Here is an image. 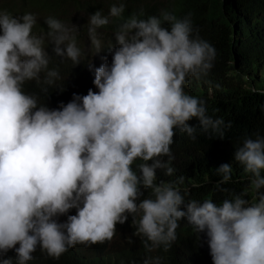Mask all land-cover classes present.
I'll return each mask as SVG.
<instances>
[{
  "label": "clouds",
  "instance_id": "9594fccd",
  "mask_svg": "<svg viewBox=\"0 0 264 264\" xmlns=\"http://www.w3.org/2000/svg\"><path fill=\"white\" fill-rule=\"evenodd\" d=\"M123 11L114 4L109 15ZM45 22L53 51L71 59L52 68L44 37L32 33L35 15L0 11V264L71 257L79 245L87 253L94 250L87 244L110 241L125 222L146 253L168 251L183 225L193 229L205 258L193 264H264V136L246 137L236 148L249 187L219 205L212 199L185 204L181 189L201 182L185 181L175 168L172 176L175 129L190 143L205 140L209 129L224 137V120L206 115L205 102L189 92V77L200 78L210 95L220 88L219 78L207 74L216 50L193 35L190 16L132 15L115 30L117 43L98 28L109 23L100 10L90 15L89 27L81 10ZM246 40L236 37L235 48ZM81 50L95 56L88 70L79 68ZM87 73H94L98 91L73 93L53 109L47 84L77 86ZM35 85L41 93L29 90ZM194 117L200 126L188 123ZM157 169L169 182H156ZM232 171L222 164L220 178L206 176V182L220 189ZM141 187L151 191L137 202ZM249 190L254 195L246 199ZM137 264H161V258Z\"/></svg>",
  "mask_w": 264,
  "mask_h": 264
},
{
  "label": "trees",
  "instance_id": "16d2710c",
  "mask_svg": "<svg viewBox=\"0 0 264 264\" xmlns=\"http://www.w3.org/2000/svg\"><path fill=\"white\" fill-rule=\"evenodd\" d=\"M114 4L124 6L120 17L109 15V10ZM80 10L81 18L87 27L90 15L95 12L100 10L103 16H107L109 23L98 28L109 31L116 43L115 30L132 15L147 19L149 16H159L162 10H167L177 18L190 16L193 35L198 33L201 39L209 42L216 50L213 67L207 74L219 78L220 88H216L214 95H210L208 87L200 78L189 77L187 80L189 92L205 102L206 115L224 120L225 123L221 126L224 137H219L218 133L209 129L205 140L190 143L192 140L186 139L182 132L175 129L173 143L170 146L175 159L170 166L175 168L178 176L183 177L185 181L187 179L201 182L188 191L181 189L185 204L191 199L201 202L212 199L219 205L224 199H231L234 194L248 188L250 174L244 172L243 165L235 160L234 153L246 137L255 139L257 135L264 136V0H0V11L13 16L25 13L35 15L36 24L32 33L44 37V48L47 50L51 68L60 60L62 63L71 59L57 56L53 51L54 44L50 43L47 37L49 28L45 19L51 16L59 21L64 20L69 15L79 14ZM162 26L171 30L168 22H164ZM241 35H245L247 40L238 51L234 41ZM81 52L79 68L88 70L90 65H93L95 56L84 50ZM88 76L89 80L84 85L83 80ZM93 80L94 73L92 75L87 73L77 86L47 84L53 97V109L59 108L61 102L64 104L70 102L73 93L86 95L89 89L98 91ZM29 90L41 93L38 85ZM188 123L194 127L200 126L199 120L195 117ZM163 159L167 160V157ZM230 159L232 161L228 162ZM135 163L139 164L141 161ZM225 163L232 166V179L218 189L215 183L206 182V176H209L211 181L214 178L219 179L216 169ZM133 167L135 169V164ZM162 170H156L157 183L169 182L158 174ZM221 189H227V193H220ZM141 191L143 195L137 202L149 196L151 190L141 187ZM252 195L254 194L249 190V196L245 198L251 199ZM181 208L186 210L184 205ZM195 239L193 229L179 225L177 240L168 251L161 247L154 252L146 253L141 239L135 238L129 224L117 223L115 235L110 241L92 246L87 244V248L94 250L82 253L86 247L79 245L72 247L71 257L63 256L60 259L40 257L37 264H137L147 256H159L161 264H193L196 260L204 262L205 258ZM74 250H81V253H75ZM91 251L93 255H89Z\"/></svg>",
  "mask_w": 264,
  "mask_h": 264
},
{
  "label": "rangeland",
  "instance_id": "374dc122",
  "mask_svg": "<svg viewBox=\"0 0 264 264\" xmlns=\"http://www.w3.org/2000/svg\"><path fill=\"white\" fill-rule=\"evenodd\" d=\"M125 229V228H124Z\"/></svg>",
  "mask_w": 264,
  "mask_h": 264
}]
</instances>
